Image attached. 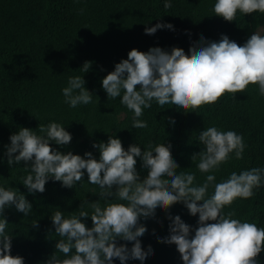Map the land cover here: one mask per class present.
Wrapping results in <instances>:
<instances>
[{"label":"trees","instance_id":"16d2710c","mask_svg":"<svg viewBox=\"0 0 264 264\" xmlns=\"http://www.w3.org/2000/svg\"><path fill=\"white\" fill-rule=\"evenodd\" d=\"M165 2L172 6L166 9ZM215 2L0 0V187L18 190L32 204V211L26 217L14 206L5 209L4 216L9 223L6 231L13 235V256L23 257L24 264H45L61 239L54 233L51 215L56 211H62L65 218L78 215L81 204L91 214L88 203L98 201L101 191L98 185L88 183L84 170L82 181L73 188L49 179L43 193H29L23 185V178L28 175L25 163L21 161L10 167L5 155L10 135L21 127L43 135L38 131L39 124L59 123L71 134L72 140L63 146L51 142L53 149L63 154L71 151L82 157L91 152L97 160L99 151L92 145L107 142L109 136L119 138L125 150L133 144L142 151L148 150L149 145L154 148L162 143L171 144L172 157L179 165L177 174L194 173L198 185L209 174H214L215 183H219L232 172L239 174L254 167L264 168V96L259 94L257 85H249L247 91L236 93L234 98L226 94L217 103L195 109L198 114L186 113L172 104L160 107L153 101L152 107L144 109L139 117L148 125L142 129L132 127L134 113L121 104V98H108L102 88L103 78L122 59H127L132 49L147 52L160 47L170 52L178 47L188 54L190 46L199 43L201 35L208 41H219L221 35H227L241 46L258 26H261L259 34L264 35V14L237 12L235 21L227 22L215 16L212 10ZM157 23L171 24L174 30L163 28L152 35L145 34L146 27ZM85 62H91L86 73L82 68ZM72 76L83 77L84 87L93 94L91 103L76 108L65 103L62 89L68 86V78ZM118 113H122L119 119ZM210 126L241 134L246 147L242 159H236L233 152L218 170L201 173L196 167L198 160L193 163L191 156L204 148L199 143V133ZM136 160L137 172L143 180L148 170L140 157ZM213 190L210 186L208 194ZM254 192L250 199L237 198L224 212L234 210V218L264 227V186ZM100 203L105 204L103 200ZM169 213L179 215L193 228L197 226L198 215H190L182 203L171 206L168 213L158 208L154 219L141 218L140 223L147 228L139 238L142 248L147 251L151 246L154 252L143 264H183L174 244L159 243L157 239L169 235ZM81 219L87 227L93 226L90 217ZM34 221L38 227H32ZM118 244L132 246V242L122 240ZM74 252L75 249L69 255ZM56 254L66 258L62 253ZM258 260L264 264V251ZM113 264L120 261L114 259ZM126 264L141 262L128 260Z\"/></svg>","mask_w":264,"mask_h":264},{"label":"clouds","instance_id":"9594fccd","mask_svg":"<svg viewBox=\"0 0 264 264\" xmlns=\"http://www.w3.org/2000/svg\"><path fill=\"white\" fill-rule=\"evenodd\" d=\"M171 6L170 2L164 4L166 9ZM212 10L215 16L233 22L237 12L264 14V0H216ZM163 28L174 30L171 24L157 23L146 27L145 34L152 35ZM90 66L91 62L84 63L85 73ZM84 85L83 77L68 78L62 94L71 108L92 102L93 94ZM249 85H257L259 94L264 96V35L257 32L242 46L227 35H221L219 41H208L201 35L188 54L178 47L170 52L160 47L147 52L132 49L128 58L117 63L102 80L108 98L120 97L121 104L134 113V129L148 126L139 117L144 109L152 107L153 101L160 107L172 104L186 113L196 112L195 109L217 103L226 94L234 98L236 93L247 91ZM38 131L43 135L21 127L10 135V145L6 146L10 167L21 161L26 165L28 175L23 178V185L29 193H43L49 179L73 188L82 181L84 170L88 183L98 185L101 190L98 201L87 202L91 214L81 204L78 215L65 218L62 211L51 215L54 233L61 239L45 264H113L114 259L120 264L128 260L143 264L154 252L151 246L147 251L142 248L139 238L147 228L140 223L141 218L154 219L158 208L168 213L177 203H182L190 215H198L197 226L193 228L179 215L169 213V235L157 239L159 243L174 244L183 264H259L258 256L264 251V227L242 222L234 218V210L225 213L224 209L237 198H252L254 189L264 186V168L232 172L219 183H215L214 174H209L198 185L194 173L177 174L179 165L172 157L171 144L162 143L154 148L149 145L143 151L133 144L125 150L119 138L109 136L107 142L93 143L92 147L99 151L97 160L91 152L82 157L53 149L51 142L63 146L72 140L59 123L39 124ZM198 139L204 148L193 153L191 160L193 163L198 160L196 167L201 173L218 170L233 152L236 159L243 158L246 145L243 136L235 131L210 126L199 133ZM137 157L148 170L143 180L136 169ZM210 186L214 189L211 195ZM18 193L12 187H0V264H24L23 257L11 254L13 235L6 231L9 223L4 216L5 209L12 206L25 217L32 211V204ZM100 200L105 202L104 206ZM88 217L93 224L91 228L81 219ZM32 227H38V222L34 221ZM120 240L132 242L131 248L118 244ZM73 249L74 254L69 255ZM56 253L66 258L61 259Z\"/></svg>","mask_w":264,"mask_h":264},{"label":"rangeland","instance_id":"374dc122","mask_svg":"<svg viewBox=\"0 0 264 264\" xmlns=\"http://www.w3.org/2000/svg\"><path fill=\"white\" fill-rule=\"evenodd\" d=\"M260 30H261V26L256 27V28L251 32V35L254 34V32L259 33ZM121 117H122V113H118V114L116 115V118H117V119H119V118H121Z\"/></svg>","mask_w":264,"mask_h":264}]
</instances>
